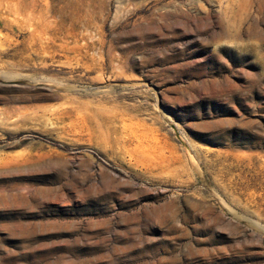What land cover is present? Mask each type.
Instances as JSON below:
<instances>
[{"label": "rangeland", "instance_id": "374dc122", "mask_svg": "<svg viewBox=\"0 0 264 264\" xmlns=\"http://www.w3.org/2000/svg\"><path fill=\"white\" fill-rule=\"evenodd\" d=\"M0 264H264V0H0Z\"/></svg>", "mask_w": 264, "mask_h": 264}]
</instances>
